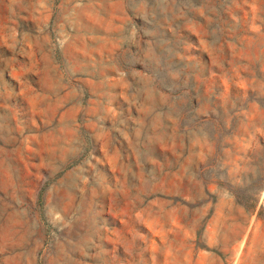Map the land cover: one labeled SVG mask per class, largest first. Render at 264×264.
<instances>
[{
  "label": "rangeland",
  "instance_id": "1",
  "mask_svg": "<svg viewBox=\"0 0 264 264\" xmlns=\"http://www.w3.org/2000/svg\"><path fill=\"white\" fill-rule=\"evenodd\" d=\"M0 264H264V0H0Z\"/></svg>",
  "mask_w": 264,
  "mask_h": 264
}]
</instances>
